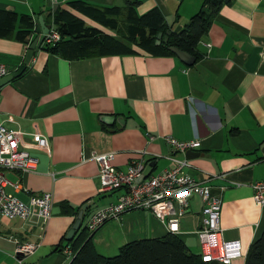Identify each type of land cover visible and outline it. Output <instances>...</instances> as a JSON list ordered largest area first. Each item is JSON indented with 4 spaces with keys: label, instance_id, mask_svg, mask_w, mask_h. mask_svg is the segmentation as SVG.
<instances>
[{
    "label": "crops",
    "instance_id": "1",
    "mask_svg": "<svg viewBox=\"0 0 264 264\" xmlns=\"http://www.w3.org/2000/svg\"><path fill=\"white\" fill-rule=\"evenodd\" d=\"M69 1L73 0L52 5L49 0H0V10L16 15L12 33L0 36V62L8 72L21 63L35 35L34 19L39 16L44 25H52L54 9L67 10L115 35ZM79 1L96 8L124 4ZM135 1L137 13L156 6L177 31L203 0ZM20 14L30 15L32 21L25 41L13 35ZM41 46L34 48L22 73L0 84V122L22 130L27 143L35 129L46 137L47 151L29 146L36 158L33 167L6 169L4 175L18 182L17 188L7 183L5 190L22 200L30 192H49L50 216L42 228L0 216V264H67L72 252L64 251L69 244L65 232L76 215L70 208L87 204L80 218L85 224L95 209L115 201L121 192H98L97 165L90 155L112 151V165L124 170L142 149L146 164L152 162L148 174L169 167L167 156L173 155L186 158V171L213 191L223 187L220 236L238 239L240 254L228 264H243L248 246L264 228V205L252 199L250 186L264 180V0L221 5L196 43L198 55L190 64L174 53L133 43L128 52L78 58ZM166 136L197 143L184 151L172 150ZM199 219L200 200L192 195L178 219L176 235L193 252L201 249L193 233ZM166 232L164 222L149 211L132 209L100 223L90 240L97 253L111 256L129 240ZM25 241L37 245L17 260L16 243Z\"/></svg>",
    "mask_w": 264,
    "mask_h": 264
},
{
    "label": "built area",
    "instance_id": "2",
    "mask_svg": "<svg viewBox=\"0 0 264 264\" xmlns=\"http://www.w3.org/2000/svg\"><path fill=\"white\" fill-rule=\"evenodd\" d=\"M66 0H49L50 4H58ZM59 38L56 29L49 28L43 34L41 44L52 43ZM8 73L6 66L0 62V77ZM19 128L8 127L0 122V216L18 217L42 228L50 216V193L30 192L27 200H22L5 190L7 183L14 188L18 182H9L4 175L6 169L28 170L34 166L36 158L29 152L34 145L48 150L46 137L37 129L30 132V141L23 138ZM152 138V136H149ZM165 141L172 150L184 151L196 145V139L176 140L166 136ZM138 157L132 158L124 170L111 163L112 151L93 152L90 157L97 165L98 192L120 189L115 201L95 209L85 222L87 231L94 230L100 223L109 218H116L122 212L132 209H144L164 222L168 232L178 231V219L184 213L189 198L195 195L200 200V219L193 230L200 246L201 260H216L228 263L240 254L239 241L236 238L225 239L220 236L219 214L221 205L220 187L213 191L211 186L196 180L187 171L190 162L184 157L168 155L171 164L154 174H142L146 165L143 157L145 149L139 151ZM252 199L260 206L264 205V180L251 182ZM35 242H17L14 255L20 256L33 252ZM64 251L71 253L69 245Z\"/></svg>",
    "mask_w": 264,
    "mask_h": 264
},
{
    "label": "trees",
    "instance_id": "3",
    "mask_svg": "<svg viewBox=\"0 0 264 264\" xmlns=\"http://www.w3.org/2000/svg\"><path fill=\"white\" fill-rule=\"evenodd\" d=\"M229 2L230 0H203L188 20L177 31H173L156 6L137 13L134 8L135 0H124L123 5L102 8L73 0L68 4L101 25L113 29L115 35L87 24L67 10L54 9L52 21L59 38L52 43H43L41 47L60 56L78 58L101 53L128 52L132 50L130 43L173 53L168 48L172 45L197 57L196 43L207 30L218 8ZM0 12V36L11 34L16 15L10 10ZM18 20L21 22L13 35L25 41L31 30V17L28 14H20ZM167 30L169 33L166 40L160 38L156 43L157 32H160L162 37ZM86 206L82 210L83 215ZM78 209L79 207L70 208L74 214ZM81 220L74 235L67 240L72 252L67 264H228L216 260H201L200 252L191 251L176 233L168 231L161 236L129 240L121 244L115 254L104 256L95 251L90 240L92 231H87ZM243 264H264V228L248 246Z\"/></svg>",
    "mask_w": 264,
    "mask_h": 264
},
{
    "label": "water",
    "instance_id": "4",
    "mask_svg": "<svg viewBox=\"0 0 264 264\" xmlns=\"http://www.w3.org/2000/svg\"><path fill=\"white\" fill-rule=\"evenodd\" d=\"M34 24L32 27L33 32L35 33V35L33 36V38L30 40L29 44L27 45V48L24 52V56L23 59L21 61V63L16 67L15 70L6 73L5 75L0 77V84L10 78H12L13 76L18 75L22 69L24 68V66L26 64H28L32 54H33V50L36 46H38L42 40L43 34L46 33L48 31L49 28L52 29H56V26L54 24L52 25H44L42 22V19H40V17L38 16L36 19H34ZM169 31L167 30L166 33L161 37L160 32H157L156 34V42H159L160 38L165 41L166 37L168 35ZM168 48L174 53L176 54V56L178 58H180V60H182L184 63L186 64H190L193 62L194 57L189 54L188 52L181 50L175 46L169 45ZM151 161L148 162L143 170H142V174L146 175L148 174V171L150 170V166H151ZM86 206V204H82L81 207L77 210L75 218L73 220V222L71 223L70 227L66 230L65 232V238L69 239L71 237V235L73 234V232L75 231V229L78 227L79 223H80V218L82 217V210L83 208Z\"/></svg>",
    "mask_w": 264,
    "mask_h": 264
},
{
    "label": "rangeland",
    "instance_id": "5",
    "mask_svg": "<svg viewBox=\"0 0 264 264\" xmlns=\"http://www.w3.org/2000/svg\"><path fill=\"white\" fill-rule=\"evenodd\" d=\"M98 203L101 202V200L97 201ZM91 207H94L93 205H91Z\"/></svg>",
    "mask_w": 264,
    "mask_h": 264
}]
</instances>
